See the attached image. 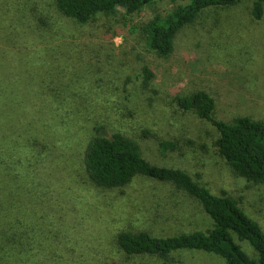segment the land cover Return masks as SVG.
Instances as JSON below:
<instances>
[{"label":"rangeland","instance_id":"374dc122","mask_svg":"<svg viewBox=\"0 0 264 264\" xmlns=\"http://www.w3.org/2000/svg\"><path fill=\"white\" fill-rule=\"evenodd\" d=\"M252 1L205 10L178 32L171 55L160 58L135 27L185 1L158 0L133 17L117 9L79 25L61 15L54 0H0V69L38 83L40 74L50 75L52 96L91 100L89 106L71 107L62 133L52 139L56 153L46 164L48 176L34 177L44 196L17 193L8 187L10 177H0V264H163L156 256H126L117 247V234L166 237L213 227L196 201L168 183L135 177L121 189L93 185L81 160L95 126L107 136L134 139L151 164L182 170L212 194L236 199L264 232V186L236 176L214 147L217 130L177 103L202 90L214 99L217 120H264V16L252 19ZM162 142L173 143L175 150L161 149ZM12 200L25 207L29 221L18 225L11 219ZM43 235L44 253L36 249ZM18 239L30 244L23 248ZM237 243L254 255L248 243ZM171 259L226 264L199 250H178Z\"/></svg>","mask_w":264,"mask_h":264},{"label":"trees","instance_id":"16d2710c","mask_svg":"<svg viewBox=\"0 0 264 264\" xmlns=\"http://www.w3.org/2000/svg\"><path fill=\"white\" fill-rule=\"evenodd\" d=\"M157 1L54 0V3L61 15L85 25L100 15H114L117 9H123L128 17L136 16ZM182 1L185 3L174 4L165 13H156L135 27L147 48L160 58L171 55L178 32L193 24L205 10L233 7L243 0ZM250 15L256 22L263 18L264 0L252 1ZM31 62L35 63L36 58L31 57ZM145 73L146 79L150 80L152 75L148 71ZM28 74L32 75V72L29 70ZM49 77L40 74V83L35 79L22 81L0 69V177H10L8 187L17 193L26 191L44 196L38 191L40 185L34 186V177L47 175L46 164L51 163L56 153L52 139L62 133V125L72 108L91 105L87 97L52 96L54 89L47 83ZM62 92L66 94L65 89ZM177 103L181 109L195 112L200 120L217 130L214 147L236 176L253 185L264 186V120L246 116L236 117L231 122L217 120L214 117L215 101L202 90L179 97ZM63 131L71 133L68 129ZM160 147L165 151L176 148L170 142H162ZM81 165L87 179L98 188L121 189L135 177L168 183L196 201L213 221V227L204 232L198 230L166 237L152 236L149 232H119L116 244L126 256H156L164 261L163 264H172L174 252L199 250L220 257L226 264H264V232L236 199L224 192L212 194L182 170L151 164L134 139L120 133L107 136L103 127L95 126L84 147ZM41 187L44 189L42 183ZM48 187L50 190V183ZM10 202L11 219L18 225L29 221L30 214L25 207L17 201ZM31 241L33 245L35 241ZM238 241L248 243L254 255H247ZM17 242L23 248L30 244V241L24 244L20 239ZM46 245L43 235L37 251L44 253Z\"/></svg>","mask_w":264,"mask_h":264}]
</instances>
